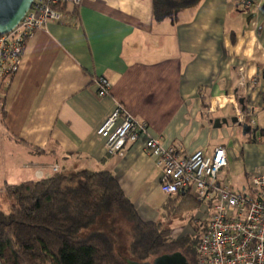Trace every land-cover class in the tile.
I'll return each instance as SVG.
<instances>
[{
	"label": "crops",
	"instance_id": "obj_1",
	"mask_svg": "<svg viewBox=\"0 0 264 264\" xmlns=\"http://www.w3.org/2000/svg\"><path fill=\"white\" fill-rule=\"evenodd\" d=\"M61 11L64 22H49L27 42L1 93L0 211L10 207L8 186L108 172L143 222L161 223L173 197L160 189L159 156L147 153V138L120 157L97 135L119 106L147 123L164 149L191 155L224 148L220 184L248 189L250 175L264 166V0H200L162 22L153 0H85ZM100 78L112 84L103 98ZM239 111L248 115L244 124L258 128L256 139L244 134ZM216 119L229 124L214 128Z\"/></svg>",
	"mask_w": 264,
	"mask_h": 264
},
{
	"label": "trees",
	"instance_id": "obj_2",
	"mask_svg": "<svg viewBox=\"0 0 264 264\" xmlns=\"http://www.w3.org/2000/svg\"><path fill=\"white\" fill-rule=\"evenodd\" d=\"M199 2L153 0L154 19L162 22ZM3 118L2 108L0 119ZM6 192L3 197L10 204L9 212L0 211L2 264L147 263L174 253H181L188 264H197V248L207 230V226L203 227L194 239H173L171 230L165 229L162 222H143L108 172L58 173L48 179L8 186ZM171 198L163 219L179 205L201 203L188 193ZM104 216L129 223L132 242L125 256L117 251L113 236L103 231L107 228L102 223Z\"/></svg>",
	"mask_w": 264,
	"mask_h": 264
},
{
	"label": "built area",
	"instance_id": "obj_3",
	"mask_svg": "<svg viewBox=\"0 0 264 264\" xmlns=\"http://www.w3.org/2000/svg\"><path fill=\"white\" fill-rule=\"evenodd\" d=\"M84 1L35 0L19 25L0 36V110L1 93L20 68L27 42L49 22H64L61 9L65 4L80 7ZM96 84L99 97L110 95L112 84L107 78L96 80ZM241 85H246L243 78ZM245 113L238 112L241 123L248 118ZM148 131L147 123L119 106L103 122L97 135L105 140L110 155L120 157L125 155L128 144L147 138V153L159 156L156 164L163 172L162 193L171 197L184 191L207 207L209 223L197 248V264H264V166L250 175L247 190L234 192L219 182L228 166L224 148L189 155L182 149L162 148L160 141L151 138ZM54 171L58 172V168Z\"/></svg>",
	"mask_w": 264,
	"mask_h": 264
},
{
	"label": "rangeland",
	"instance_id": "obj_4",
	"mask_svg": "<svg viewBox=\"0 0 264 264\" xmlns=\"http://www.w3.org/2000/svg\"><path fill=\"white\" fill-rule=\"evenodd\" d=\"M194 205L191 202L187 205H179L175 210L165 214L166 216L162 221L163 227L171 230L173 239H194L200 230L209 223L207 207L202 204L200 207L194 208ZM4 212L8 213L9 210L5 209ZM116 220L112 221L111 216H104L102 223L104 221V226L107 228L103 231L113 236L117 251L125 256L132 242L131 228L124 219L117 218Z\"/></svg>",
	"mask_w": 264,
	"mask_h": 264
},
{
	"label": "water",
	"instance_id": "obj_5",
	"mask_svg": "<svg viewBox=\"0 0 264 264\" xmlns=\"http://www.w3.org/2000/svg\"><path fill=\"white\" fill-rule=\"evenodd\" d=\"M35 0H0V36L6 35L13 31L22 19L25 17L27 12L32 7ZM244 100H240V104H243ZM233 124L239 122L238 118L231 120ZM214 128H221L222 125H228L229 122L226 119H216L212 121ZM242 128L245 135L252 134L253 138L256 139L258 128L253 129L247 124L242 125L238 123ZM181 194H185L184 191ZM0 264H2L0 262ZM127 264H188L186 259L181 253H174L171 255H162L156 258L153 262L138 263L135 261L127 260Z\"/></svg>",
	"mask_w": 264,
	"mask_h": 264
}]
</instances>
